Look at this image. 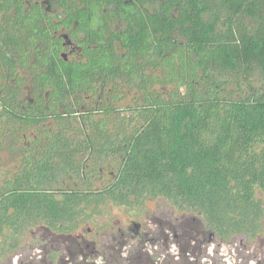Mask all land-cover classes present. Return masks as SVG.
I'll return each mask as SVG.
<instances>
[{
  "label": "trees",
  "instance_id": "1",
  "mask_svg": "<svg viewBox=\"0 0 264 264\" xmlns=\"http://www.w3.org/2000/svg\"><path fill=\"white\" fill-rule=\"evenodd\" d=\"M0 154L4 247L151 199L255 234L264 0H0Z\"/></svg>",
  "mask_w": 264,
  "mask_h": 264
},
{
  "label": "flooded vegetation",
  "instance_id": "2",
  "mask_svg": "<svg viewBox=\"0 0 264 264\" xmlns=\"http://www.w3.org/2000/svg\"><path fill=\"white\" fill-rule=\"evenodd\" d=\"M137 213L116 227L106 219L69 233L30 230L16 247L0 238V264H264V218L255 234L226 238L200 213L174 206Z\"/></svg>",
  "mask_w": 264,
  "mask_h": 264
},
{
  "label": "rangeland",
  "instance_id": "3",
  "mask_svg": "<svg viewBox=\"0 0 264 264\" xmlns=\"http://www.w3.org/2000/svg\"><path fill=\"white\" fill-rule=\"evenodd\" d=\"M3 155L0 154V170L2 168L1 161L3 160ZM4 164V162H2ZM259 198H261L262 203L264 205V194L258 193ZM167 203L161 200H147L145 202V208L151 212L152 209L154 208H169ZM126 210L123 207H117L113 206L109 212L103 213V214H96L92 220H90L87 223H84L82 227L85 229L86 227H95L99 225V223L103 220H108L109 221V226L111 227H116L117 225H126L129 224L131 219L128 213L125 212ZM131 215V214H130ZM129 216V218H128ZM151 216V215H150ZM132 217V216H131ZM134 220V219H133ZM144 219H141L140 222H143ZM150 226V225H149ZM31 237V235L29 236Z\"/></svg>",
  "mask_w": 264,
  "mask_h": 264
}]
</instances>
